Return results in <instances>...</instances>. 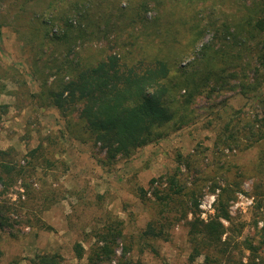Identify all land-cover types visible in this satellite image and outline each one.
I'll return each instance as SVG.
<instances>
[{"label": "trees", "instance_id": "trees-1", "mask_svg": "<svg viewBox=\"0 0 264 264\" xmlns=\"http://www.w3.org/2000/svg\"><path fill=\"white\" fill-rule=\"evenodd\" d=\"M102 1L49 0L47 10L54 15L50 22L36 19L43 29L28 41L32 62L23 72L37 85L35 91L24 89L26 80L18 69H2L0 78L13 79L25 91L23 102L32 113L39 116L51 108L59 118L47 114L59 123L25 153L13 146L0 148V243L15 224L33 227L29 218L20 217L24 209L43 214L59 202L55 189L34 184L56 181L59 169L67 170L61 157L64 144L88 146L90 158L99 148L104 154L98 163L109 172L120 159L131 158L171 131L206 130L212 133L214 155L256 148L253 175L238 171L231 182L220 185L219 159L208 162L204 155L209 148L198 144L192 153H176L174 173L150 179L147 189L137 187L150 219L128 234L122 219L103 210L104 195L87 200L85 193L71 192L75 202L68 221L75 217L80 224L73 229L72 256L77 264H142L135 249L160 256L157 244L167 242L171 230L184 221L189 262L264 264V0H136L128 15L117 0H106L109 11L104 12ZM151 10L153 16L147 17ZM53 24H58L54 33ZM5 25L0 20V27ZM11 94L0 83V95ZM233 96L242 103L232 105ZM198 97L207 101L203 113L193 107ZM8 109L0 104V130ZM41 130L36 120L24 127L27 138ZM211 166L214 174L207 175ZM248 176L262 209L255 244L235 239L240 229H234L229 211ZM208 180L209 190L218 192L213 215L203 221L198 206ZM9 191L18 195L15 200L5 198ZM43 225L33 228L50 230ZM242 250L248 252L245 259ZM2 254L0 247V259ZM62 263L60 253L37 252L7 264Z\"/></svg>", "mask_w": 264, "mask_h": 264}, {"label": "rangeland", "instance_id": "rangeland-1", "mask_svg": "<svg viewBox=\"0 0 264 264\" xmlns=\"http://www.w3.org/2000/svg\"><path fill=\"white\" fill-rule=\"evenodd\" d=\"M134 1L136 0H117V4L124 11V15H128V7L130 8ZM48 2L49 0H0V20L7 21V25L0 27V75L5 66L18 69L26 80L25 90L31 88L30 90L35 91L37 89V85L30 80L28 74L23 72L30 68L32 62L28 41L35 33L43 29L36 19L43 17L50 22V17L54 15V11L50 14L47 10ZM105 3L106 0L100 4L103 11L108 13L109 5ZM153 12L149 11L147 17H152ZM50 29L52 33L57 32L58 24H53ZM12 80L4 76L0 78V83H4L8 91H12L11 96L0 95V104L9 105L7 115L1 118L0 148L13 146L21 153H25L26 149L36 145L47 131H53L59 122L53 119L54 116L53 118L50 116L56 114L51 108L41 110L39 116V113H32L31 108L26 106V101L23 102L25 91L18 88L16 82ZM226 96L230 97L231 94L227 93ZM233 97L229 98L232 105L237 106L242 103L240 98ZM206 104V99L198 97L193 107L198 113H203ZM35 120L42 130L39 134L31 131L30 138H27L24 127L28 123L32 125ZM198 144L200 147L209 148L204 152L208 162L219 159L217 172L220 185L231 182L238 171L246 170V174L253 175V165L257 161L256 148L243 152L225 150L224 156H219L218 153L214 155L212 153V133L206 130L171 131L158 143L146 146L131 158L120 159L109 172L98 163L97 158L103 157L104 154L99 148L93 152L94 157L90 158L92 152L88 146L78 144L77 147H72L69 143L64 144L66 151L61 157L66 161L67 170L59 169L60 174H57L56 181L49 178L46 184H34L37 189H41L44 185L49 186L50 190L55 189L53 195L59 202L43 214H37L36 210L31 208L24 209L20 214L22 219L29 218V223L33 227L37 224L43 225L36 222L38 216L39 220L44 222L43 226L51 227L50 230L38 231L25 223L15 224L12 231H6L2 235L1 264H7L13 257H32L37 252L60 253L63 256L62 264H77L72 256L71 245L76 238L73 229L78 228L80 224L79 220L77 222L74 220L75 217H71L72 221H68L70 204L75 202L71 192L76 195L85 193L87 200H94L96 195H104L103 210L122 219L125 222L127 234L136 232L138 228L144 227L151 213L149 208L139 203L136 196L137 187L147 189L150 179L174 173L178 166L175 162L176 153L182 155L192 153ZM56 159H59V156L56 155ZM205 171L207 175H213L215 168L211 166ZM206 184L207 186L202 189L198 206L199 218L203 221H207L213 215V203L218 192V190L214 192L209 190V180ZM17 196L16 193L9 191L5 198L13 201ZM257 200L252 190V179L248 176L243 179L240 190L236 192L235 199L230 202L229 207L231 224L234 229H240L238 236L237 232H234L237 241L247 238L255 244L258 239V230L262 225L260 215L262 209L258 208ZM83 215L85 219L87 218L86 221H90L87 211ZM69 222L72 224L70 225ZM183 223L184 221L171 230L167 242L157 244L160 256H154L148 250L139 254L136 249L133 255L138 257L142 264H199L201 258L194 262L188 260L189 246L186 241V227ZM224 224L227 225L225 222ZM119 251L118 249L117 254ZM242 253L245 259L248 252L242 250Z\"/></svg>", "mask_w": 264, "mask_h": 264}]
</instances>
